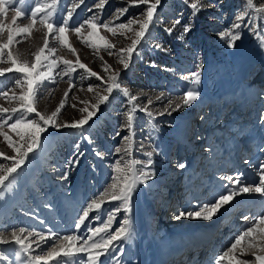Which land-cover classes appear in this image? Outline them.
Returning <instances> with one entry per match:
<instances>
[{
    "label": "rangeland",
    "instance_id": "1",
    "mask_svg": "<svg viewBox=\"0 0 264 264\" xmlns=\"http://www.w3.org/2000/svg\"><path fill=\"white\" fill-rule=\"evenodd\" d=\"M221 1L202 0L206 6L205 10L198 13L192 20V30L181 41L177 39V36L182 31V25L189 22L191 10L188 4L193 0H188V4L184 0L177 1L178 4H182V7L177 9L178 14L173 12L174 16L168 13L167 9L164 11L171 0H161V4L157 8V22L155 26H150V35L147 41L143 42L141 55H133L130 68L124 71L123 66L119 63L118 50L128 47L131 38H133L132 32L121 30L123 34L118 31L117 35H113L105 28H97L96 35L89 38L86 26L81 30L83 37L78 38L72 28L79 26L81 22L93 15L99 17L101 24L108 21L110 27L127 23L130 17L143 19L141 13L146 11L147 6L130 7L126 0H108L101 12L95 8L100 0H84L83 4L80 3V0H59L55 17L57 22L60 19V10L73 5L79 6L75 8L67 32L68 42L76 51L73 53L66 46L61 47L55 44L49 35V47L57 48L56 56L73 62L78 57L80 63L87 65L89 69L98 73L105 80L113 71H119L118 80L121 87H127L132 95H136L138 99L135 102L141 107L147 105L148 99H151L153 103L147 106L154 114L164 112L170 102L173 107L175 103L179 102L178 98L190 87V82L184 80V76H190L193 71H199L201 76L199 85L195 86L200 90L201 96L192 106L177 111L169 109L171 115L167 113L156 115L151 124L148 121L152 118L143 112L137 111L134 114L131 157L146 162L147 158L144 153L155 149L152 159L156 175L148 184L137 187L131 201V212H118L112 221L110 231L113 232L125 218H129L132 224V239L122 242L119 246L123 250L121 264H167L170 261L171 264H175L176 260L174 262L175 258L173 257L181 252L179 247L185 245L184 249L188 250V248L201 246L205 240V243L212 241L213 245L215 238L209 233L213 232L217 235L222 231L221 238L215 245L217 249V245L222 242L224 244L222 250L218 247L217 254L219 255L230 246L234 240L233 237L241 232L239 228L231 225L245 221L241 217L246 214L247 210L235 209L229 217L222 219L226 212V205L224 210L221 209L220 213L211 221L191 218L176 219L179 212L198 211L208 201L193 203L195 206H191L187 201L172 200V189L175 188V192H177L176 187L181 184L178 182L188 180L187 173L190 171L189 164L191 162L189 158L196 151H198L196 155L199 157H201L200 152L206 156L207 146L215 140V136L212 134L202 135L201 129L206 124L208 125L207 130L220 121H227L230 124V130L226 129V132L229 133L225 137L229 140L227 158L235 160L236 170L232 164L231 171H234L227 176L243 173L244 177H253L257 180V169L261 163H264L261 157L258 158V155L263 152L260 150L264 149V120H261V115L264 114V47L261 46V41L257 36L249 30V27L244 26L248 24L250 18H255L258 27L264 28V13L257 14L254 9L248 8L246 0H241V2L224 0L225 4H220ZM253 3L259 7L261 3H264V0H253ZM15 6L20 7V5ZM24 7H28V5ZM124 8H128L127 13L116 19L115 17L119 15L117 9ZM244 12H247L248 15L241 22L242 39L237 41L234 48H229L226 41L219 38L218 33L228 30L234 22H237L235 18ZM14 15V8L7 6L6 13L0 15V20L12 26ZM160 15H164L165 18L159 19ZM176 19H180L181 24L177 25L172 35L161 31L165 27H170ZM28 22L23 18L17 19V24L20 25ZM137 27L136 24L132 25V28ZM158 30L160 32L156 33ZM3 35L6 39L7 32ZM261 35H264V32H261ZM100 37H104L107 42L115 46L113 55H108L102 46L104 41H101ZM44 38V29L40 25L38 17L37 24L26 37L23 39L19 36L15 37L11 46L13 55L20 54L21 60L27 59L31 62L32 53L44 46ZM85 39L89 42L95 41L97 47L90 46V43L84 42ZM154 43H161L168 51L154 49L152 47ZM3 60L5 62L0 66H10L7 63L6 54ZM152 60L156 62L157 67L149 66L148 62ZM105 64L110 66L108 72L104 71ZM197 64H199V69ZM62 67L63 65H61ZM165 68L167 70H164ZM59 72L60 68H56L53 70V75ZM18 78H21L20 75L15 73L0 76V92L8 93L7 98L0 95V106L9 109L19 107V101L12 99L13 93L19 96L22 90L15 84V79ZM70 85L74 86L70 88ZM90 85L93 88L92 92L88 91ZM144 86H147L148 89H145ZM65 91L68 92L67 97L64 96ZM98 93L106 94L105 85L96 77L90 76L85 69L77 67V71L72 73L71 77L64 76L61 79L56 75V83L45 81L36 94L34 106L38 112L49 116L63 101L64 106L56 120L58 123L71 124L86 114L81 112V109L87 107L92 110V105L97 103ZM157 97L160 99L157 100ZM209 102L213 112L212 117L199 116L200 109L206 107L208 105L206 103ZM129 107L127 97L114 90L110 102L101 105L97 116L89 122L90 126H86L87 134L91 137L90 143L83 141L78 133L68 128L59 131L49 128L47 133L42 134V151L29 154L28 160L21 166L18 173L14 174L15 178H9L10 189L0 188L4 191L3 198H0V236L3 239L11 241V232L16 231L17 234H20V228L25 229L22 238L29 232L43 233L45 236H48L49 232L55 233V237L40 243L39 248L36 247V243H32L33 241L39 242L36 236L28 237L26 240V243H32V256H43L54 244L61 243L58 238L64 236L86 238L89 235V227L101 226L108 214L119 205V201L105 202L99 213L90 212L89 219L85 221V224L81 225L79 229L75 228L79 215L82 214L81 210L98 194L105 191L111 183L110 178L113 175L117 177L120 175L114 171V167L115 161L120 159L123 153L116 154L114 149L122 145L127 146V142H122V137L129 135V132L121 131L120 136L114 135L113 132L126 121L124 114ZM229 109L231 115L224 116L223 113ZM27 118L37 119L34 113L29 114ZM12 122L9 121V123ZM198 122H200V129L195 134L190 126L192 123L196 125ZM153 127H155V131H153ZM4 130L12 136L13 140L18 139L7 127ZM216 133L215 131L214 134ZM203 140H207V144L201 145ZM77 143L80 144V151L84 155L77 167L68 170L67 179L62 180L61 176L65 170L66 161H60L59 165L55 164L52 162L51 155L65 150L71 157L74 151L73 146ZM141 144L144 145L143 149L140 148ZM247 145L253 148L249 152L247 150L248 153L246 152ZM196 146H198L197 150ZM0 151L5 153L4 157H0V164L8 167L11 161L6 157L15 153L7 146V142L3 140L2 136H0ZM97 152L103 154V159L96 155ZM244 154L246 156H243ZM127 158L125 157V160ZM254 158H257L255 164L245 163L246 160L251 161ZM179 163H185L186 168L179 169L177 167ZM245 180L247 181L246 178ZM228 183L227 180L222 182V184ZM45 184L56 190L58 186L63 188L64 185L65 192L56 197L44 199L42 191L39 189L40 191L36 192L35 190ZM252 195L256 196V194H250L240 197L250 196L252 199ZM174 196L176 195L174 194ZM104 199L107 201L108 197L105 196ZM207 200L211 202L213 198L208 197ZM260 202L264 203L261 200ZM175 205H177L176 208ZM170 207L174 209L169 210ZM63 211L66 218L72 219L74 227L66 226L68 223L66 221L63 222V231H59L58 225L62 220ZM95 215H99L100 219H93L92 217ZM219 223L220 225L216 227L215 225ZM231 227L233 228L230 229ZM215 229L218 230L217 233ZM196 235H201L197 242L194 241ZM203 235H208V237H204V240ZM226 238H233V240L229 244H225ZM76 243L79 246L80 242ZM206 245L211 247L209 244ZM203 246H201L202 249ZM16 250L17 247L11 242L0 243V253L7 257L3 264H27V260L23 256L20 260L15 259ZM196 250H200V248L193 249L192 253ZM261 255H264V252H261ZM208 257L209 254H207L206 260ZM101 259L104 264H114L108 258L102 257ZM195 259L198 260V257ZM69 260L72 261V264H87V254L77 253L72 258H63V254H61V257L47 261L46 264H57V261H60V264H69ZM228 262L225 261L224 264H229ZM41 264H45V262H41Z\"/></svg>",
    "mask_w": 264,
    "mask_h": 264
},
{
    "label": "snow or ice",
    "instance_id": "2",
    "mask_svg": "<svg viewBox=\"0 0 264 264\" xmlns=\"http://www.w3.org/2000/svg\"><path fill=\"white\" fill-rule=\"evenodd\" d=\"M108 0H100V3L95 5V8L103 11L105 4ZM188 4V0H184ZM59 0H0V15L6 13L7 6H12L15 11V15L12 17V26L5 24L0 20V64L5 61L3 57L7 56V63L10 65L8 67L0 66V76H4L7 73L19 74L21 78L15 79V84L21 87V92L19 96L13 93L12 99H17L19 101V107H13L11 109L0 106V136L3 140L7 142V146L12 149L14 155L7 156L6 159L11 161L8 167H4L0 164V188L10 189L11 181L10 177L13 179L14 174L18 173L21 166L29 158V154H35L42 151V134L47 133L49 128L54 130L61 129H72L78 133L83 141L91 142V137L87 134V127L90 126L89 122L97 116L100 111L101 105H105L110 102V97L112 96L114 90L118 93H122L127 97L128 105L130 106L125 112L126 121L122 123L120 128L117 129L116 135L120 136L121 131L127 130L129 135L122 137V142H127V146H118L114 149L116 154L123 155L120 159L115 161L114 171L119 173V177L113 175L111 183L105 189L103 193L97 195L96 198L92 199L91 202L87 204L85 208L81 210L82 214L75 224V228L79 229L81 225L85 224V221L89 219L90 212L99 213L102 205L105 202L119 201V205L114 209L113 212L109 213L107 219L102 222L100 227L88 228L87 237L83 236H64L58 238L61 243L54 244L48 252L43 256L37 255L32 256V243H36V247H40V243L46 242L56 236L55 233L49 232L48 236L43 233L29 232L27 236L22 238V234L25 229L20 228L19 233L16 231L11 232V241L3 239L0 236V243H13L17 250L14 253L15 259L20 260L23 256L27 260V264H41V262H46L53 260L57 257L72 258L77 253L87 254V264H104L102 257L108 258L114 264H121V257L123 255V250L119 246L122 242L131 240L133 237V229L131 220L125 218L121 221L120 226L116 230L110 231L112 221L116 213L124 211L125 213L131 212V201L134 192L139 185H146L150 180H153L156 175V170L153 167L154 161L152 159L153 152L147 151L144 156L147 158L145 161H138L131 157L132 152V139L134 136V114L137 111L143 112L146 116L151 117L148 121L149 124L155 120L156 115H163L165 113L171 115V111H177L181 108H188L192 106L201 96V92L198 87L201 76L199 71H193L190 76H184L183 79L190 82V87L188 90L184 91L183 95L180 96L179 102L175 103L173 107L170 102L164 109V112H157L154 114L149 110L147 105H151L153 101L148 99L147 105L141 107L136 104L135 101L138 99L136 95H132L127 87H121L118 78L120 77L119 71H113L108 79L105 80L100 77L98 73L92 71L87 67V65L80 63L77 57L76 61L66 60L63 57L56 56L57 48L49 47L48 36L51 35L52 40L55 44L64 47L66 46L69 51L75 53V49L68 42L67 32L69 30V21L73 17L75 8L79 5H73L70 8L60 10L59 22L56 21V13L58 10ZM83 4L84 0H80ZM126 3L131 6L146 5V11L141 13L143 19L139 18H129L127 23H121L113 27L109 26V22L99 23V17L93 15L88 19H85L79 24V26H74L72 31L77 34L78 38H82L83 34L81 32L86 26L88 28L87 36L94 37L96 35L97 28H105L113 35H117L118 31L123 34L121 30H127L133 33V38H131V43L126 48H120L118 50L119 63L123 66V70L127 71L130 68L133 55L140 56L141 49L143 47V42H146L148 36L150 35V26H155L158 19L157 8L161 4V0H126ZM248 8L254 9L257 14L264 13V3H261L259 7L253 3V0H246ZM15 5H20L16 7ZM28 5V7H24ZM191 10V16L188 23L182 25V31L177 36V39L183 41L184 36L192 30L193 23L192 20L196 17L198 13L205 10L206 6L202 3V0H193L188 4ZM23 8V11H22ZM91 11V9H89ZM128 11V8L117 9L119 19ZM248 13L244 12L238 15L231 27L228 30H223L218 33L221 40L226 41L229 48H234L237 41L242 39V33L240 31L245 16ZM39 17V23L43 26L45 38L43 41L44 46L38 48L34 53H32V61L29 62L27 59L21 60L20 54L13 55L11 46L13 45L15 37L19 36L21 39L26 37L30 30L37 24V18ZM23 18L28 20V23L23 25L17 24V19ZM138 25L137 28H132V25ZM181 24L180 19H176L175 22L170 27H165L163 30L172 35L177 25ZM249 30L253 32L257 38L261 41V46L264 47V28L258 27L255 18H250L247 25ZM7 32L6 39L4 33ZM101 41H104L102 45L108 52V55H113V49L115 46L110 42H107L104 37H100ZM86 43H90V46L97 47L95 41L89 42L87 39L84 40ZM152 47L156 50H161L167 52L161 43H154ZM150 67H157L154 60L148 62ZM61 65L63 67L61 68ZM77 67L80 69H85L86 72L92 76L96 77L105 85L106 94H97V103L92 105V110L87 107L81 109V112L86 113L81 119L72 122L71 124L64 122L58 123L56 120L57 115L60 113L61 108L64 106V102L61 101L59 107L56 108L54 112L49 116H45L37 111L34 106V100L36 94L40 91L41 87L44 85L45 81L50 83H56V75L61 79L64 76L71 77L72 73L77 71ZM60 68V72L53 75V70ZM199 69V64H197ZM110 66L105 64L104 71L108 72ZM164 70H167L166 68ZM83 78V77H81ZM74 85H70V88ZM88 91L92 92L93 88L90 85ZM0 95L8 97L7 92H0ZM163 95V94H161ZM64 96H68V92L65 91ZM160 97H157L159 100ZM75 107V105H73ZM35 114L37 119H28L29 114ZM15 119L13 120V118ZM203 119V117H201ZM261 120H264V114L261 115ZM9 121H13L9 123ZM5 127L10 129L18 139L13 140L12 136L5 131ZM155 131V127H153ZM74 151L71 157L65 162V170L61 176L62 180H66L68 176V170L70 168L77 167L80 163L81 157L84 155L80 151V144L77 143L73 146ZM140 148L143 149L144 145L141 144ZM96 155L103 159V154L97 152ZM5 153L0 151V157H4ZM125 157H128L125 160ZM123 161V163H122ZM248 163V161H245ZM139 165V167H137ZM177 167L181 170L186 168L185 163H179ZM258 179L255 181H246L243 173H236L234 176L230 175L223 177L222 179L227 180L228 184H222L221 187L224 189L223 192L217 193L216 197L209 203L203 204L198 211H181L175 217L180 218H191V219H202L205 221H211L213 218L220 213L221 209L225 208L226 205H230L237 197L250 194H258L261 198H264V163H261L257 169ZM6 181L8 182L6 184ZM4 191L0 190V198H3ZM107 196L108 200L105 201L104 197ZM93 219L99 220L100 216L95 215ZM241 219L250 222V226L239 232L235 237L233 242L226 250L222 251L215 259L214 264H224L225 261L236 259V249L241 245L242 242H246V247H254L258 251L251 252L254 257L255 264H264V255L260 252H264V213L259 214L253 218L248 215H243ZM36 236L39 242L33 241L32 243H26L28 237ZM77 241H79V246H77ZM70 242V243H65ZM7 260V257L0 253V264ZM60 264V261H57ZM69 264L72 261L69 260ZM238 264H249V261L243 260L238 261Z\"/></svg>",
    "mask_w": 264,
    "mask_h": 264
},
{
    "label": "bare ground",
    "instance_id": "3",
    "mask_svg": "<svg viewBox=\"0 0 264 264\" xmlns=\"http://www.w3.org/2000/svg\"><path fill=\"white\" fill-rule=\"evenodd\" d=\"M201 145H202V143H201ZM250 149H253V148L250 147L248 149V151ZM225 151L228 152V146H226V149L224 150V152ZM200 154L203 155V152H201ZM216 157H218V154L216 155ZM260 157L261 158L264 157V151L262 153H260L258 158H260ZM199 159H200V157H198V158L194 157L193 160H194V162H198ZM213 159L214 158H212L211 160H213ZM209 162H210V160H209ZM248 162L250 164H255L257 162V158H254L253 160L248 161ZM233 163H234V161L230 159L229 160V165L220 174H223L224 176H226L229 173V170L231 171V165ZM231 174H232V172H231ZM244 178H246L247 181H255L256 180L253 177L247 178V176H245ZM223 181L226 182V180H223ZM208 194L209 193L204 194L203 197H201L199 199H196L195 202L196 203H201L203 201V203H206L205 201H208L207 203H209V200H207L208 199ZM177 195H181V192L179 194L177 193ZM260 200L264 202V198H261L258 194H256V196H254V197L252 195V199H250V196L249 197H237L234 201L231 202L230 205H227V207L225 208L226 212L223 215L222 219L225 218V217H229L235 209H241L242 211L243 210H247L245 215H248L250 217V220H251V218H253V217H255V216L259 215V214L264 213V210H262V208L264 207V203H261ZM219 225H220V223L216 224L215 226L218 227ZM231 226H234L237 229L239 228V231H243L244 229H246L247 227L250 226V222L249 221H243L241 223L234 224V225H231ZM261 227H264V225H261ZM232 228L233 227H231L230 229H232ZM215 230H216V233H217L218 230L217 229H215ZM232 233H233V230H232ZM233 238H226L225 239V242H226L225 244H229L233 240ZM223 246H224V244L222 242L220 245H217V249L214 247L215 251L214 250L212 251L213 256L210 258L211 263L214 262V258L216 259V257H217L216 255H218L217 254V252H218L217 250L219 249L218 247H220L221 250H222ZM203 248H204V251L202 253L201 258L206 255L205 252H207L206 250L209 247L207 245H204ZM200 250H202V248ZM235 251H236V259L235 260H229V262H228L229 264H238V261H243V260L249 261V264H255L254 257L251 255V252L258 251L256 248H254V247H246V242H242L241 245L238 246V248ZM260 254H261V252H260ZM175 260H176L175 264H183V263H178L180 261L177 260L176 258L174 259V262H175ZM193 261H194V264H197L196 261L193 260V253H192V256L190 257V261H189L188 264H192ZM167 264H171V261H170V263H167Z\"/></svg>",
    "mask_w": 264,
    "mask_h": 264
},
{
    "label": "trees",
    "instance_id": "4",
    "mask_svg": "<svg viewBox=\"0 0 264 264\" xmlns=\"http://www.w3.org/2000/svg\"><path fill=\"white\" fill-rule=\"evenodd\" d=\"M177 1L179 2V0H171V2H169L167 5H166V8L164 9V11L167 9V12L168 13H171L173 16V12H176L177 13V9H179V7H182V4H178ZM239 2H241V0H237ZM225 1L222 0L220 2V4H225L224 3ZM219 4V5H220ZM234 13V12H233ZM178 14V13H177ZM162 18H165L164 15H160L159 16V19L162 20ZM233 18V17H232ZM162 32L165 33L164 30H161ZM160 30H158V32L156 33H159ZM192 47V46H190ZM203 55V54H202ZM145 89H148L147 86H144ZM136 103V102H135ZM137 104V103H136ZM118 129V128H117ZM117 129L115 132H113V134L115 135L116 132H117ZM103 131H105L106 129H102ZM68 151H61L60 153H57V154H52V162L55 163V164H58L60 163V161H67L69 159V156H68ZM82 173V172H81ZM58 189H53L51 188L49 185H41L39 188H37L35 191L36 192H39L40 190L42 191V195H43V198L44 199H48V198H53V197H56L58 196L60 193L62 192H65V188H64V185H63V188H60L59 186L57 187ZM40 189V190H39ZM39 190V191H38ZM56 193V194H55ZM30 207V206H29ZM79 207V206H78ZM78 209V208H77ZM71 219V218H70ZM69 218H66L65 217V212L63 211L62 213V220H60V224L58 225V230L59 231H63V222H66V221H69L70 220Z\"/></svg>",
    "mask_w": 264,
    "mask_h": 264
}]
</instances>
